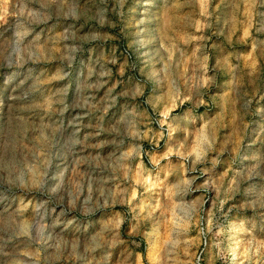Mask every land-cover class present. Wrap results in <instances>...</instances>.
<instances>
[{
  "label": "rangeland",
  "instance_id": "374dc122",
  "mask_svg": "<svg viewBox=\"0 0 264 264\" xmlns=\"http://www.w3.org/2000/svg\"><path fill=\"white\" fill-rule=\"evenodd\" d=\"M264 264V0H0V264Z\"/></svg>",
  "mask_w": 264,
  "mask_h": 264
},
{
  "label": "built area",
  "instance_id": "2783aa9c",
  "mask_svg": "<svg viewBox=\"0 0 264 264\" xmlns=\"http://www.w3.org/2000/svg\"><path fill=\"white\" fill-rule=\"evenodd\" d=\"M202 235H201V248L198 250V255L196 256L195 259V264H205V260H204V254H205V249H206V245L208 242V237H207V233L204 229V227H202Z\"/></svg>",
  "mask_w": 264,
  "mask_h": 264
}]
</instances>
